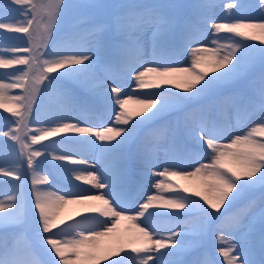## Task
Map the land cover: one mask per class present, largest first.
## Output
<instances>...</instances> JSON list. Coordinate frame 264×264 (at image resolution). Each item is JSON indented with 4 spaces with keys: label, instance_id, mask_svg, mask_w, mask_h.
I'll use <instances>...</instances> for the list:
<instances>
[{
    "label": "rangeland",
    "instance_id": "1",
    "mask_svg": "<svg viewBox=\"0 0 264 264\" xmlns=\"http://www.w3.org/2000/svg\"><path fill=\"white\" fill-rule=\"evenodd\" d=\"M242 2L251 5V7L237 11V0H227V3L225 0H63V2L61 0H26L24 5L13 4L9 8L6 7L8 0H0V16L14 18L20 15L17 9L24 8L27 9L28 18L33 19V25L29 29L31 35L8 29L0 30V59L14 60L19 56L28 55L25 51H13L16 48H31L34 54H38L46 51L43 47L45 44L48 46L47 51L52 50L53 45L57 43L61 46H76L81 42L72 39L74 33L91 30L101 25L109 26L112 29L110 35L115 36V28L111 22L116 15L126 12L127 9L112 7L114 5L139 6L136 10L147 13V18L153 20L160 17L165 20L179 21L191 15L193 18L190 26L191 31L199 32L204 27L199 23L202 16L222 23H238L241 22L239 17L260 16V9L256 6L257 0H242ZM84 3H92L98 7H81ZM194 3H203L208 6L195 10L188 7ZM228 3H231L232 7H228ZM65 4H69L71 7L65 9ZM53 12L56 13L54 17H51L54 26L49 23L50 13ZM135 22L137 21L134 18L122 16L119 39L124 48L120 61L112 62L109 57L102 56L100 62L87 72L76 78L57 80L50 89H45L47 84L45 76L59 75V72L65 70L47 73V64L45 63V60L49 59L47 55L39 60H34L30 65L14 64L0 67V84L5 86L0 89L4 95L5 104V107H0V169H13L21 177L16 179L13 176H6L0 170V203L4 205V211L9 210L8 201L11 197H16L18 203L13 222L0 224V259L6 261L16 259L22 261L23 264H55V261L60 259L51 246L41 242L37 235L32 207L34 189H47L53 201L58 196L64 195V191L58 192L57 188L68 191L84 190L86 195L101 194L102 190L94 188L95 180H87L89 172H96V175L99 176L100 173L96 168H90L84 164H70V168H75L78 171H64L56 181H53L49 175L51 169L44 163L45 154L60 155L71 152L76 154L77 159H86L89 164L99 160L106 170H111L113 167V155L100 147L101 144L110 142H101L91 134L69 131L37 143H32L33 135H39L43 130L57 127L61 123H78L82 127L93 128L97 126L101 128L119 127L120 125L113 122L112 110L106 104L103 96V90L108 87H121L120 97L122 99H128L125 93L131 94L135 90L136 95L129 99L124 109L129 112H135L142 107L138 101L145 99V92H160L164 88L173 92L184 91V89L175 87L176 83L183 84V79L174 80L172 84L163 85L159 89H140L137 81L129 78L130 69L139 68L152 56L149 37L154 28L151 24H141L139 28L131 27ZM21 23L24 22L21 21ZM24 26L27 25L24 24ZM49 32L51 35L48 34ZM218 35L220 39L215 43H212L210 39L201 41L206 47L216 49L217 56L229 54L233 44L238 40L242 44H260V41L244 39L226 31H221ZM83 43L88 48H94L97 41L94 37H89ZM56 50L58 51L60 48ZM239 51H237V55H239ZM160 54L166 59L179 60L180 63L176 66L191 67L190 56L186 58L183 54L173 55L171 49H164ZM209 63V57L205 56L202 67H207ZM246 65L247 70L244 74L225 82L219 89L198 97L183 110H171L150 124L143 125L121 155L126 154L130 159H134L137 150H140L158 162H162L168 157H174L181 161L188 170H192V163L199 158H203L205 163L210 162V158L204 156V148L188 135V124L203 119L205 124L215 129L216 133L223 137L221 143H227L229 135H246L256 125L260 118L258 100L261 86L259 80L261 64L259 54L254 53L251 59L246 60ZM19 69L27 71L24 84L27 89L34 92V103L31 104L30 115H15L16 112L22 114L25 112L16 98L28 95V92L21 87H8L18 79L17 76L9 74L18 73ZM215 74L209 72V76ZM253 94L256 100L255 107L248 103L253 98ZM8 108L13 111L9 112ZM139 118L134 117L133 119ZM5 132L13 133L19 139H12L11 135H2ZM253 136L257 140H264V133H261L259 129L253 133ZM77 139L87 140L88 143L74 142ZM37 150L42 151V156L34 158L32 168H28L26 165L28 153ZM173 170L179 171L180 169ZM76 175L85 177V181H75ZM46 176L49 182L54 184L52 188L49 189L48 184L35 186L32 184L33 180L42 181ZM70 178L80 187L73 188ZM139 179L138 176L130 177L127 181L128 189H134L135 182ZM160 179L163 178L153 177L151 180L143 182V186L135 192L134 197L132 199L126 197L124 203L131 209L133 200H139L143 194L149 192L162 195L165 198L189 197L192 201V215H183L181 210H176L179 213L176 218L154 215L149 221L152 227L140 224V227L148 228L153 241L161 237L167 240L171 231H179L185 236L184 251L178 256H164L161 259V254L171 251V248L164 247L156 250L154 244L145 243L142 234L136 227L138 221L120 220L113 232L100 238L99 260L91 262V264H111L112 260H119L120 264H139L140 256H151L152 259L148 261V264H168L170 260L182 261L187 264L197 255L206 261L223 260L224 257L216 255L218 247H228L229 241L236 242L239 246L244 238L256 239V234L250 233L247 226L249 224L258 226L261 210L264 209V198H262L260 185H257L254 190L246 192L236 203L232 213L227 215L222 222L212 224L200 213V204L207 207L202 196L195 195L197 191L205 192L201 181L180 180L179 178L172 180L171 177H168L164 182L172 180L173 183L180 185L179 190L153 189L152 184ZM184 187L190 188L191 191L184 193ZM89 188L92 189L90 192L87 191ZM66 199L74 200L75 198L68 196ZM106 207L108 205L103 204L102 201H84L66 203L59 208H54L53 211L56 212L58 222L49 233L44 235L70 242L80 231H102L104 217L96 214ZM223 210L222 207L220 211L223 212ZM149 211H153V209ZM186 211L187 209L183 210V212ZM127 214L134 215L135 213L130 211ZM216 214L219 215V213ZM153 228L159 230L153 231ZM121 244L125 247L123 250L117 251ZM146 247H150L152 250L139 254L132 252V248L143 249ZM70 253L71 248L66 247L65 255L70 256ZM70 258L75 259L74 256Z\"/></svg>",
    "mask_w": 264,
    "mask_h": 264
},
{
    "label": "snow or ice",
    "instance_id": "2",
    "mask_svg": "<svg viewBox=\"0 0 264 264\" xmlns=\"http://www.w3.org/2000/svg\"><path fill=\"white\" fill-rule=\"evenodd\" d=\"M63 2V0H61ZM227 3V0H225ZM237 11L244 10L251 5H246L242 0H237ZM26 3V0H8L6 7L11 8L14 5L21 6ZM203 3H194L188 7L195 10L207 7ZM256 6L260 9L259 17H239L241 22L238 23H222L211 20L206 16H202L199 23L204 27L199 32L191 31L192 16L189 15L183 20L168 19L157 17L156 19L147 18V13L138 12L136 9L139 6L125 5L112 7H123L126 12L116 15L111 24L115 28V36L110 35L112 29L107 25L97 26L91 30L74 33L73 40H78L81 43L73 46H61L59 43L54 44L52 50L47 51L48 46L43 47L46 51L34 54L31 48L13 49L15 52L25 51L27 56H19L14 60L0 59V67H8L11 65H30L34 60H39L43 56H48L45 60L47 64V73H57L59 75L45 76L47 84L45 89H50L54 82L64 78H76L82 73L87 72L94 65L98 64L101 57H109L112 62L121 60V53L124 48L122 41L119 39L120 26L122 16H127L136 19L131 27L139 28L141 24H151L154 28L149 40L152 48L151 59L145 61L139 68L130 69L128 76L135 79L140 89L161 88L163 85L172 84L174 80L183 79L184 83H176L177 89L184 91H171L164 88L160 92H145V99L139 100L142 105L135 112L125 111V106L129 99L136 95L135 90L131 94L125 93L128 99L120 97L121 87H108L103 90V96L108 107L112 110L113 122L120 125L119 127H82L78 123H61L57 127L45 129L39 135L31 137L32 143L44 141L46 138L55 137L58 134L74 131L79 134H91L101 142H110L101 144L106 152L113 155L114 163L111 170H106L101 161H96L89 164L86 159H77L76 154L65 152L60 155H44V163L47 164L51 171L49 175L53 181H56L59 175L64 172H77L75 168H70L69 165L84 164L90 168H96L100 173L89 172L87 180H95L94 188L102 190L99 195H86L84 190L68 191L57 188V191H64L63 196H58L55 201L47 189H34L32 192V207L33 214L36 220L37 235L41 242L50 245L55 254L59 256V260L55 264H91V262L99 260V251L101 249L100 238L108 236L113 232L115 226L120 220H131L136 223V227L142 234L145 243L155 245V249L169 247L171 251L161 254V259L164 256L175 257L184 251L185 236L179 231H171L170 235L165 238L161 237L152 240V234L147 227H140V224L149 223L151 218L155 216L176 218L179 214L176 210H181L183 215H192V201L185 196L179 199L165 198L162 195L152 194L151 192L143 194L139 200H133V207L129 209L125 206V198L132 199L135 192L143 186V182L151 180L153 177L160 179L152 184L155 190L174 191L179 190L180 185L175 184L172 180L179 178L180 180H199L201 181L205 192L197 191L196 196H202L204 204L199 205L200 213L207 220L216 224L222 222L223 219L232 213L236 203L245 195L246 192L254 190L257 185L262 188V198H264V140H257L253 133L259 129L264 133V0H257ZM71 5L65 4L64 8H70ZM84 8L98 7L92 3H84L81 5ZM157 7V6H153ZM228 7H232L228 3ZM20 15L14 18H5L0 16V30L8 29L17 33H26L31 35L29 29L33 25V19L28 18L27 9L18 8ZM56 15L55 12L50 13L49 23L54 21L51 17ZM23 21L24 23H21ZM20 24V26H17ZM26 24L27 26H24ZM258 30V31H257ZM221 31L233 33L238 37L260 41L259 45L242 44L241 41H236L232 46V51L225 56H217V50L208 48L201 41L210 39L215 43ZM49 35L50 32L48 33ZM89 37H94L97 41L96 47L88 48L83 42ZM60 48V50H56ZM164 49H171L173 55L183 54L186 58L191 57V67L176 66L180 63L179 60H170L164 58L160 53ZM243 49L242 51H239ZM239 51V55H237ZM254 53L259 54L261 64V72L259 74L260 88L258 106L260 110V118L256 125L246 135H229L227 143H221L223 139L218 135L215 129L210 128L204 123L203 119L199 122H190L187 127L188 135L194 142L200 144L204 148V156L210 158V162L205 163L203 158L195 160L191 168L188 170L181 161L174 157H168L162 162H158L153 157L145 155L142 151L137 150L134 159H130L128 155H121L126 146L133 141L138 131L143 125L150 124L157 120L164 113L171 110H183L191 102L198 97L211 93L219 89L225 82L232 80L247 70L246 60L251 59ZM205 56H208L210 63L207 67H202ZM200 69V70H198ZM223 70V71H221ZM209 72L216 73L209 76ZM9 75L17 76V82H14L8 87L24 88L28 95L17 97L20 106L25 112L22 114L16 112L15 115L23 116L31 114V104L34 103V92L25 87L24 80L27 77V71L19 69L18 73H10ZM5 86L0 84V89ZM248 103L255 107L256 100L250 99ZM0 107H5L4 95L0 92ZM118 109V110H117ZM9 112L13 110L7 109ZM147 113V115H145ZM140 117L139 119H133ZM4 136L11 135L12 139H19L13 133H2ZM120 138V139H117ZM114 143H111L113 142ZM76 143H88L87 140L77 139ZM94 142V141H93ZM42 151H30L27 156L26 165L32 168L34 158L41 157ZM99 165V168H97ZM134 165V166H132ZM173 169H180L179 171ZM2 170V169H0ZM3 175L13 176L20 179V175L13 169L2 170ZM132 176H138L139 181L135 182L134 189H128L127 181ZM171 177L172 180L164 181ZM85 177L76 175L74 180H85ZM70 183L73 188H79L70 178ZM32 184H48V188L54 186L49 182L46 176L42 181L33 180ZM89 188L87 191H91ZM190 188L184 187L183 192L189 193ZM74 197V200H68L66 197ZM111 198V199H109ZM98 202L102 201L108 207L100 210L96 215L104 217L102 222L103 230H83L69 241H61L53 237L45 236L57 224L58 217L54 208H59L61 205L72 202ZM18 207L17 198L11 197L8 201V211H4V205L0 203V224H10L14 220V214ZM223 207V212L221 208ZM153 209V211H149ZM187 209L186 212L183 210ZM134 212V215H128V212ZM216 213H219L217 215ZM147 214V215H146ZM143 218V219H141ZM248 230L250 233L256 234V239H243L239 243L229 241L228 247H218L216 255L224 257L223 260L206 261L200 258V255L195 256L187 264H264V209L261 210L259 224H249ZM159 229L153 228V231ZM175 245V247H172ZM130 246V245H129ZM71 248L70 256L65 255V248ZM125 246L120 245L117 251L123 250ZM152 250L146 248H132L133 253H141ZM206 251V250H205ZM74 256L75 259L70 257ZM151 256H140L139 264H148ZM0 264H23L22 261L12 259H0ZM111 264H120L119 260H112ZM168 264H184L182 261H168Z\"/></svg>",
    "mask_w": 264,
    "mask_h": 264
},
{
    "label": "bare ground",
    "instance_id": "3",
    "mask_svg": "<svg viewBox=\"0 0 264 264\" xmlns=\"http://www.w3.org/2000/svg\"><path fill=\"white\" fill-rule=\"evenodd\" d=\"M85 181V180H84ZM84 181H82V183H85Z\"/></svg>",
    "mask_w": 264,
    "mask_h": 264
}]
</instances>
